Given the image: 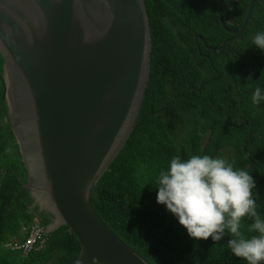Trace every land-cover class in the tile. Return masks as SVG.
Returning a JSON list of instances; mask_svg holds the SVG:
<instances>
[{
	"label": "trees",
	"instance_id": "trees-1",
	"mask_svg": "<svg viewBox=\"0 0 264 264\" xmlns=\"http://www.w3.org/2000/svg\"><path fill=\"white\" fill-rule=\"evenodd\" d=\"M145 4L152 58L144 99L124 146L90 191V205L111 232L151 264H246L227 249V234L219 242L190 237L166 206L156 202L155 187L159 172L174 156L223 155L253 176L257 211L264 217V101H251L253 88L264 90V51L252 44L250 34L258 28L248 23L235 40L241 50L225 58L233 41L217 47L229 33L207 0L175 3L192 22L189 29L205 37L220 33L201 48L217 67L211 74L209 59L201 56L194 63L183 51L191 37L185 25L174 20L178 15L156 19L157 4L168 7L166 0ZM171 21L176 34L169 29ZM159 37L163 54L154 49ZM2 71L0 63V264H71L79 245L66 225L47 234L43 248L24 256L2 247L6 240L21 242L22 227L34 216L45 225L49 222L47 214L31 206L23 186L26 170L2 99ZM252 222L244 219L245 232Z\"/></svg>",
	"mask_w": 264,
	"mask_h": 264
},
{
	"label": "water",
	"instance_id": "water-1",
	"mask_svg": "<svg viewBox=\"0 0 264 264\" xmlns=\"http://www.w3.org/2000/svg\"><path fill=\"white\" fill-rule=\"evenodd\" d=\"M151 52L145 0H0L2 98L23 186L48 215L46 234L66 225L76 238L71 264H151L89 202L138 118Z\"/></svg>",
	"mask_w": 264,
	"mask_h": 264
},
{
	"label": "clouds",
	"instance_id": "clouds-1",
	"mask_svg": "<svg viewBox=\"0 0 264 264\" xmlns=\"http://www.w3.org/2000/svg\"><path fill=\"white\" fill-rule=\"evenodd\" d=\"M218 14L221 15L220 6ZM251 40L264 51L263 28ZM251 101L256 105L264 101L260 86L255 87ZM156 185V202L166 206L190 237H211L219 242L227 234V249L232 254L246 264H264V217L257 211L253 195L256 185L247 170L235 167L222 156H174L167 169L159 172ZM248 217L253 222L247 225L246 232L251 235L246 234L243 223Z\"/></svg>",
	"mask_w": 264,
	"mask_h": 264
},
{
	"label": "flooded vegetation",
	"instance_id": "flooded-vegetation-1",
	"mask_svg": "<svg viewBox=\"0 0 264 264\" xmlns=\"http://www.w3.org/2000/svg\"><path fill=\"white\" fill-rule=\"evenodd\" d=\"M181 1H190V0H166V3L168 4L167 6H162L161 4H157V9H158V16L156 19L159 18H166L168 19L169 14H177L178 16L173 17L174 20L181 21L184 25V31H189V36L191 37L190 40H188V43H186L183 51L186 52L191 56L193 59L194 63L198 62V57H203L204 59H209L208 53L204 52L201 50L203 46L207 47L209 46L208 43L210 40H213L216 36H218L220 33H212V36H204L201 33H196L193 29H189V25L192 23L183 16L184 11L182 9H179L175 6V3H180ZM197 3H200L201 0H194ZM206 1V0H205ZM218 1L220 2V13L222 15V18H225L226 20V25H229L226 27L228 31V35L225 37L221 38L220 43H225L226 40H232L233 43L228 45L229 52L223 53L225 55V58H230L235 56V52L241 50V46L235 43V40L237 38H241L242 32H246V26L248 23L251 24V26L261 29L264 28V8H263V0H253L252 6L250 8V13L249 17L247 18L246 24L244 25L243 29L235 36V33L232 30H238L241 28L243 21L245 19L246 13L249 8V4L251 0H247V3L242 5L241 2L239 1H244V0H207L209 3L210 7H215L216 3V8H217V15L218 14ZM222 4V6H221ZM247 6L245 12H244V7ZM263 11V12H262ZM243 16V19L241 20L240 18ZM199 22V20L197 21ZM169 23V29L172 31L173 34L175 33L176 27L174 24V21L167 22ZM195 23V22H194ZM251 35H255V33H250ZM157 53L163 54L166 52L164 49V45L161 44L160 37L154 47ZM247 51L246 48L242 50V53H245ZM239 54V55H240ZM252 54V53H251ZM238 56V55H237ZM209 62L211 64L210 69L208 70V73H214V70L217 68L215 65L212 64L211 60L209 59ZM220 63H223V59L220 60ZM163 65V64H162ZM162 73L163 70H161ZM253 84V82H251ZM191 89V87H190ZM255 88H253V91Z\"/></svg>",
	"mask_w": 264,
	"mask_h": 264
},
{
	"label": "built area",
	"instance_id": "built-area-1",
	"mask_svg": "<svg viewBox=\"0 0 264 264\" xmlns=\"http://www.w3.org/2000/svg\"><path fill=\"white\" fill-rule=\"evenodd\" d=\"M24 239L21 242L16 240H6L2 247L9 251H19L21 255L43 248L46 242V227L38 216H34L32 220L22 227Z\"/></svg>",
	"mask_w": 264,
	"mask_h": 264
},
{
	"label": "crops",
	"instance_id": "crops-1",
	"mask_svg": "<svg viewBox=\"0 0 264 264\" xmlns=\"http://www.w3.org/2000/svg\"><path fill=\"white\" fill-rule=\"evenodd\" d=\"M246 3H247V1H246ZM211 8H213L212 5H211ZM214 9L216 10V13H217L216 5H215ZM220 16H221V15L219 14V17H218V22H219V24H220L222 27H225V28H226V26H229V25H226V24H227L226 22H225V24H223V23L220 22ZM223 25H226V26H223ZM263 29H264V28H263ZM257 32H258V31H254V33H257ZM219 45H220V44H218L217 47H218ZM24 226H25V225H24Z\"/></svg>",
	"mask_w": 264,
	"mask_h": 264
},
{
	"label": "rangeland",
	"instance_id": "rangeland-1",
	"mask_svg": "<svg viewBox=\"0 0 264 264\" xmlns=\"http://www.w3.org/2000/svg\"><path fill=\"white\" fill-rule=\"evenodd\" d=\"M1 80H2V83H3V81L5 82V76H4V73H2V75H1ZM3 99V98H2ZM4 101V100H3ZM4 105H5V110H6V104H5V101H4ZM6 113H7V111H6ZM8 117V116H7ZM222 157H223V155H222ZM3 244V243H2Z\"/></svg>",
	"mask_w": 264,
	"mask_h": 264
},
{
	"label": "bare ground",
	"instance_id": "bare-ground-1",
	"mask_svg": "<svg viewBox=\"0 0 264 264\" xmlns=\"http://www.w3.org/2000/svg\"><path fill=\"white\" fill-rule=\"evenodd\" d=\"M6 101H7V103H6V104H7V106H8V98H6Z\"/></svg>",
	"mask_w": 264,
	"mask_h": 264
}]
</instances>
